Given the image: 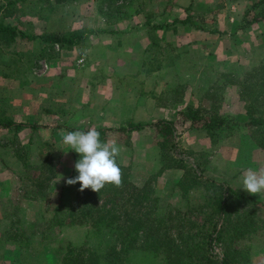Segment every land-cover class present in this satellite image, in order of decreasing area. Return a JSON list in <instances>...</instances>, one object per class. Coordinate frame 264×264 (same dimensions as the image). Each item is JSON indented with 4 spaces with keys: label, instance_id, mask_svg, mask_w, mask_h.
Returning <instances> with one entry per match:
<instances>
[{
    "label": "rangeland",
    "instance_id": "rangeland-1",
    "mask_svg": "<svg viewBox=\"0 0 264 264\" xmlns=\"http://www.w3.org/2000/svg\"><path fill=\"white\" fill-rule=\"evenodd\" d=\"M251 1L113 0L109 6L106 0H0V22L36 36L34 40L0 39V120L40 126L19 133L0 128V264H60L66 242L78 245L84 240L86 227L58 228L49 218L61 188L66 202L74 198L66 178L75 151L62 142V134L67 133L66 127L89 130L131 121L129 117L122 122L110 120L118 117L117 105L105 113L103 99L95 97L90 83L102 76L104 67L117 62L108 23L150 10L158 18L168 9L162 15L167 20L188 16L200 26V40H179L175 46L187 56L178 64L184 66L175 85L177 97L184 103L215 108L225 121L216 144L210 142L201 123L179 127L172 156L183 159L196 174L224 182L258 201L257 216L264 224V192L250 194L242 188L246 169L264 170V149L255 141L253 127L241 117L249 88L260 83L257 68L264 62V20L243 30L235 27ZM72 33L80 35L72 47L44 39ZM168 37L171 42L158 41L145 53L144 57L152 59L148 67L170 68L175 58L163 55L176 53L171 51L175 50L173 35ZM166 77L169 80L172 75ZM108 139L116 142L117 159L128 167L136 184L156 174L152 180L160 213L184 206L182 189H175L182 171L167 169L157 174L161 154L150 128L126 139L115 134ZM45 157L55 178L28 179L34 171L25 164L39 163ZM203 194L197 185L189 189L187 199L195 207ZM100 238L90 235V244ZM242 244L249 245L253 263L264 264V226ZM214 251L220 253L221 245H215Z\"/></svg>",
    "mask_w": 264,
    "mask_h": 264
},
{
    "label": "trees",
    "instance_id": "trees-1",
    "mask_svg": "<svg viewBox=\"0 0 264 264\" xmlns=\"http://www.w3.org/2000/svg\"><path fill=\"white\" fill-rule=\"evenodd\" d=\"M106 1L109 6L113 3V0ZM9 14L3 13V16ZM263 20L264 0H252L235 27L243 30ZM191 21L186 16L178 22L186 25ZM194 28L201 29L199 25H194ZM17 37L26 40L36 38L15 25L0 22V39L12 41ZM44 39L51 44L72 47L80 40V35H46ZM257 69L260 83L255 88H249L248 96L245 94L248 102L241 117L253 127L254 139L264 149V62ZM176 87L167 89V94L173 93L169 98L176 103L174 107L180 106L175 119L160 118L149 123L129 121L118 127L95 129L100 133L101 142H109L111 134L123 135L126 139L135 131L150 128L161 154L157 174L167 169L182 171L175 189H182L181 196L186 199L184 206L176 205L160 213L159 197L155 194L152 180L156 174L138 185L130 178L128 167L116 157L122 171L121 186L106 184L100 193L90 188L81 192L78 182L69 185L74 191L73 201H65L61 188L57 203L51 207L49 218L53 226L87 228L80 244L66 242L59 255L60 264H260L252 262L249 245L242 244L264 226L257 216L258 201L224 182L204 177L202 173L196 174L183 159L172 156L176 150L179 127L201 123L210 142L216 144L220 138L219 130L225 123L215 108L206 109L181 102ZM38 127L36 124L0 120L1 129L16 133ZM66 130L76 129L66 127ZM70 157L71 171L66 180L78 175L74 165L80 156L73 152ZM48 160L45 157L39 163L25 164L34 171L27 178L40 180L46 177L48 181L55 178ZM197 185L202 186L204 194L193 207L187 194ZM90 235L100 236V241L90 244ZM215 245H221L220 253L214 251Z\"/></svg>",
    "mask_w": 264,
    "mask_h": 264
},
{
    "label": "crops",
    "instance_id": "crops-1",
    "mask_svg": "<svg viewBox=\"0 0 264 264\" xmlns=\"http://www.w3.org/2000/svg\"><path fill=\"white\" fill-rule=\"evenodd\" d=\"M166 10L168 11L162 10L163 13L158 18L156 12L150 10L142 16L137 14L133 18L126 17L108 23L111 29L107 30L113 40L112 54L117 62L104 67L102 76L93 78L90 87L95 92V97H102L104 110L107 109L105 113H109L110 109L116 110L117 105L118 117L117 119L111 117L110 120L122 122L129 117L131 121L149 123L160 118H176L179 108L174 107L176 103L166 98V94L169 87L176 85L178 76L183 72L181 67L184 64L178 65L179 60L187 56L176 50L175 46L179 45V40L198 41L201 36L200 29L192 26L196 22L182 24L177 20L185 17L180 16L179 19L167 20L166 17H162L166 15ZM102 20V24L106 25L105 20ZM168 34H172L175 40L172 43L175 50L171 51L176 55L165 54L163 57L169 55L175 60L166 70L148 67L147 63L152 59L144 57L145 53L155 45L153 43L171 42ZM105 52L108 53V50ZM166 74L172 75L171 79L168 80ZM100 120L105 121V118L102 117Z\"/></svg>",
    "mask_w": 264,
    "mask_h": 264
},
{
    "label": "clouds",
    "instance_id": "clouds-1",
    "mask_svg": "<svg viewBox=\"0 0 264 264\" xmlns=\"http://www.w3.org/2000/svg\"><path fill=\"white\" fill-rule=\"evenodd\" d=\"M62 142L79 154L75 162L78 175L66 180L67 185L80 183L79 191L91 189L100 193L106 184H122V171L116 162L120 149L115 141L101 142L95 128L87 131H69L62 134ZM242 188L250 194L264 192V170L248 168L242 177Z\"/></svg>",
    "mask_w": 264,
    "mask_h": 264
}]
</instances>
